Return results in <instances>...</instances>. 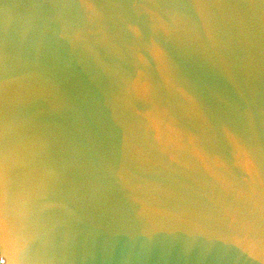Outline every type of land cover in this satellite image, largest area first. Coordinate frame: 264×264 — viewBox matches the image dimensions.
Wrapping results in <instances>:
<instances>
[{
  "label": "water",
  "instance_id": "1",
  "mask_svg": "<svg viewBox=\"0 0 264 264\" xmlns=\"http://www.w3.org/2000/svg\"><path fill=\"white\" fill-rule=\"evenodd\" d=\"M0 264H264V0H0Z\"/></svg>",
  "mask_w": 264,
  "mask_h": 264
}]
</instances>
